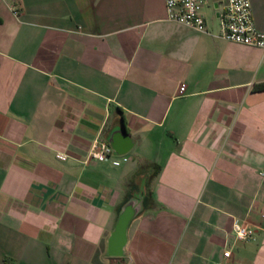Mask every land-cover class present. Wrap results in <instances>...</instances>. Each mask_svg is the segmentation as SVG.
Masks as SVG:
<instances>
[{
	"label": "crops",
	"instance_id": "crops-1",
	"mask_svg": "<svg viewBox=\"0 0 264 264\" xmlns=\"http://www.w3.org/2000/svg\"><path fill=\"white\" fill-rule=\"evenodd\" d=\"M164 2L0 0V264H264V51L219 36L223 0L205 30Z\"/></svg>",
	"mask_w": 264,
	"mask_h": 264
},
{
	"label": "built area",
	"instance_id": "built-area-1",
	"mask_svg": "<svg viewBox=\"0 0 264 264\" xmlns=\"http://www.w3.org/2000/svg\"><path fill=\"white\" fill-rule=\"evenodd\" d=\"M164 7L167 19L197 30H205L200 13L201 0H165ZM12 13L17 15L18 12L13 8ZM217 17L219 36L222 39L254 46L264 51V32L257 30L252 22L249 0H223ZM183 88L184 85L180 84L178 92H182ZM110 152L105 141L95 139L89 146L88 155L97 160H104ZM57 157L63 158L59 154ZM232 230L237 240H245L251 235L250 229L236 221L232 223ZM223 255L227 257L229 251H224Z\"/></svg>",
	"mask_w": 264,
	"mask_h": 264
},
{
	"label": "water",
	"instance_id": "water-1",
	"mask_svg": "<svg viewBox=\"0 0 264 264\" xmlns=\"http://www.w3.org/2000/svg\"><path fill=\"white\" fill-rule=\"evenodd\" d=\"M142 190L133 191L120 207L114 227L107 238V252L110 255H120L125 241V231L129 220L141 208Z\"/></svg>",
	"mask_w": 264,
	"mask_h": 264
},
{
	"label": "trees",
	"instance_id": "trees-1",
	"mask_svg": "<svg viewBox=\"0 0 264 264\" xmlns=\"http://www.w3.org/2000/svg\"><path fill=\"white\" fill-rule=\"evenodd\" d=\"M257 88H264V83L263 84H258L256 85Z\"/></svg>",
	"mask_w": 264,
	"mask_h": 264
},
{
	"label": "rangeland",
	"instance_id": "rangeland-1",
	"mask_svg": "<svg viewBox=\"0 0 264 264\" xmlns=\"http://www.w3.org/2000/svg\"><path fill=\"white\" fill-rule=\"evenodd\" d=\"M140 169H141L140 171H143V172H142V175H144L143 173L145 172V170H144V169H142V168H140Z\"/></svg>",
	"mask_w": 264,
	"mask_h": 264
}]
</instances>
